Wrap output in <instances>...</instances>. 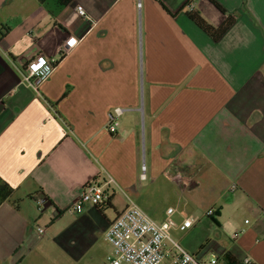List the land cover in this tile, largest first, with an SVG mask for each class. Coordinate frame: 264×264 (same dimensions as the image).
<instances>
[{"label": "crops", "instance_id": "obj_1", "mask_svg": "<svg viewBox=\"0 0 264 264\" xmlns=\"http://www.w3.org/2000/svg\"><path fill=\"white\" fill-rule=\"evenodd\" d=\"M214 1L225 13L209 0H0V264H106L127 198L157 223L167 208L191 219L171 232L204 264H264V0ZM189 4L214 28L236 19L214 41ZM68 36L79 42L62 55ZM40 54L54 68L37 93L20 70ZM105 176L107 201L64 211ZM196 225L206 235L190 240Z\"/></svg>", "mask_w": 264, "mask_h": 264}, {"label": "built area", "instance_id": "obj_2", "mask_svg": "<svg viewBox=\"0 0 264 264\" xmlns=\"http://www.w3.org/2000/svg\"><path fill=\"white\" fill-rule=\"evenodd\" d=\"M139 9L140 0L136 4ZM192 12V4L188 6ZM79 17H85L86 12L80 5L75 7ZM79 40L74 36H68L60 47L62 55L68 54ZM54 66L50 64L43 55H36L20 70L22 80L38 93L36 85L32 80L44 81L53 71ZM125 108H114L106 115L109 133L116 132L118 118L126 111ZM166 174L174 181L180 179L179 172L166 170ZM141 179L145 178V167L141 166ZM114 181L105 176L103 181H90L78 192L76 199L64 211H75L80 213L84 204L98 206L106 201L105 189ZM43 200L37 204L42 205ZM174 208H167L164 220L157 223L147 216L131 199L127 202L123 211L109 224L104 233V238L109 245V251L105 256L106 264H204L195 255L183 249L179 242L172 239L171 231L176 230L184 233L193 227L191 219L182 216L179 223L172 220ZM213 214L211 209L204 213L208 217ZM38 233L44 232L42 228L37 229ZM206 264H217V259L212 255ZM245 264H249L246 260Z\"/></svg>", "mask_w": 264, "mask_h": 264}, {"label": "trees", "instance_id": "obj_3", "mask_svg": "<svg viewBox=\"0 0 264 264\" xmlns=\"http://www.w3.org/2000/svg\"><path fill=\"white\" fill-rule=\"evenodd\" d=\"M41 4H45L48 1H53L54 4L61 8L68 5L72 0H37ZM220 12L225 13V10L214 0H209ZM189 18L195 23L197 27H199L205 34L210 36L214 41L219 39V37L229 28V26L234 22L236 17L233 14H227L224 23L218 27L214 28L210 24H208L202 17H200L196 13L189 12ZM9 190L5 184L0 182V195L2 194V198L9 194ZM106 193V191H105ZM108 199V198H107ZM106 199V201H107ZM223 260L225 264H239L235 261L229 254H225L223 256Z\"/></svg>", "mask_w": 264, "mask_h": 264}, {"label": "rangeland", "instance_id": "obj_4", "mask_svg": "<svg viewBox=\"0 0 264 264\" xmlns=\"http://www.w3.org/2000/svg\"><path fill=\"white\" fill-rule=\"evenodd\" d=\"M161 197L159 194H151V196L149 197L150 202H152L153 204H155V206H158L159 204H161L162 202L160 201ZM206 233L203 230V228L201 227V225H196L195 228L193 229V233L190 235V240L193 238V240L196 239H202L203 237H205ZM171 237L172 239L178 241L176 238H179V245L185 249L183 247L185 241L188 239V236H181L180 233L179 234H175L171 232ZM211 238V237H210ZM203 242V241H202Z\"/></svg>", "mask_w": 264, "mask_h": 264}]
</instances>
